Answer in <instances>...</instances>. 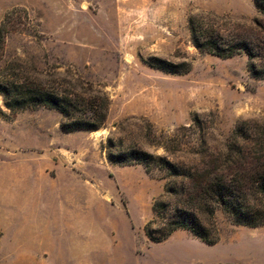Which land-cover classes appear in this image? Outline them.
<instances>
[{
	"label": "rangeland",
	"instance_id": "1",
	"mask_svg": "<svg viewBox=\"0 0 264 264\" xmlns=\"http://www.w3.org/2000/svg\"><path fill=\"white\" fill-rule=\"evenodd\" d=\"M259 17L253 0H0L1 83L60 92L87 81L109 98L102 127L62 133L56 109L11 110L0 94V264H264V225H235L220 210L214 244L182 229L152 242L144 227L160 173L107 159L163 154L149 137L195 115L219 142L264 119V78L247 55L198 49L189 23L229 38Z\"/></svg>",
	"mask_w": 264,
	"mask_h": 264
},
{
	"label": "trees",
	"instance_id": "2",
	"mask_svg": "<svg viewBox=\"0 0 264 264\" xmlns=\"http://www.w3.org/2000/svg\"><path fill=\"white\" fill-rule=\"evenodd\" d=\"M253 2L260 17L247 28L236 27L229 38L213 24L205 26L194 19L189 21L190 33L193 44L210 54L231 57L244 52L251 73L264 78V0ZM4 37L1 24L0 52ZM0 94L11 110L31 104L56 109L64 117L63 132L99 129L109 105L106 93L87 81L77 90L72 86L60 92L42 84L0 82ZM211 129L213 125L195 115L188 126L149 137L163 154L133 148L118 154L107 151V159L116 164H141L150 177L155 176L153 171L160 173L163 193L154 200L153 217L144 227L152 242H162L182 229L214 244L219 237L217 210L235 225H264V119L243 120L220 142Z\"/></svg>",
	"mask_w": 264,
	"mask_h": 264
},
{
	"label": "crops",
	"instance_id": "3",
	"mask_svg": "<svg viewBox=\"0 0 264 264\" xmlns=\"http://www.w3.org/2000/svg\"><path fill=\"white\" fill-rule=\"evenodd\" d=\"M73 132H79V131H73ZM62 133H72V132H63L62 131ZM106 160V159H105ZM104 160V161H105ZM57 161H61V158H59V160H57ZM56 161V162H57ZM105 162H107L109 165H115L116 166V164H112V163H110V162H108L107 160L105 161ZM72 165H74L73 163H72ZM114 166V167H115ZM122 168H124L125 170H131V169H137V170H144L143 169V167H142V165L141 164H134V165H123V166H121ZM145 172V171H144Z\"/></svg>",
	"mask_w": 264,
	"mask_h": 264
}]
</instances>
